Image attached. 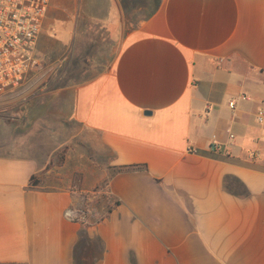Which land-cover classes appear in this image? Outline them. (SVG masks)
Wrapping results in <instances>:
<instances>
[{
	"label": "crops",
	"instance_id": "crops-1",
	"mask_svg": "<svg viewBox=\"0 0 264 264\" xmlns=\"http://www.w3.org/2000/svg\"><path fill=\"white\" fill-rule=\"evenodd\" d=\"M140 1L51 0L31 88L119 204L93 223L71 185L42 187L67 141L31 154L46 104L24 100L0 116V264H264V0H156L132 19ZM72 35L93 51L77 67L54 58Z\"/></svg>",
	"mask_w": 264,
	"mask_h": 264
},
{
	"label": "rangeland",
	"instance_id": "rangeland-1",
	"mask_svg": "<svg viewBox=\"0 0 264 264\" xmlns=\"http://www.w3.org/2000/svg\"><path fill=\"white\" fill-rule=\"evenodd\" d=\"M156 0H141L139 5L135 7L131 18H136L139 14H143L146 9L152 8ZM147 6V7H146ZM74 30V28H72ZM77 33H80V28H77ZM71 37L70 44L64 48L63 53L54 55L57 61L66 58V63L71 65H79L82 58L91 54L93 51L87 45V40H83L80 43V37L73 39ZM67 51L65 52V50ZM41 69L37 76L29 80L30 83L36 84L39 80V75L43 73ZM30 84L28 90L12 97L7 103L0 102V116L3 115H15L24 100H30V106L32 108H40L42 102L46 104V111L44 114L39 115L37 112L30 115V136L28 138V144L30 145L31 154L41 156L42 154H50L52 151L60 146V143L67 141L65 147H62L59 151L52 154L50 168L53 170L50 174L45 175L42 178V187L46 190L63 189L68 185H71V189L78 192L83 207L86 208V199L92 203L90 212L87 213L89 218L94 221L95 215L99 214L103 208H106L111 202L105 196L107 194L108 181L111 178L112 171L107 172V176L99 181V178L104 174L107 167L105 162L97 161L91 155L87 154L85 143L82 138L70 135L67 127L62 125L65 120L60 121L58 118V103L57 99H48V97L36 95L42 93V88L34 90ZM20 121L15 120L14 124L18 125ZM15 125V126H16ZM45 127V128H44ZM46 129V130H43ZM43 130V131H41ZM58 167L57 171L54 169ZM83 189H88L89 192H81ZM106 198V199H105Z\"/></svg>",
	"mask_w": 264,
	"mask_h": 264
},
{
	"label": "built area",
	"instance_id": "built-area-1",
	"mask_svg": "<svg viewBox=\"0 0 264 264\" xmlns=\"http://www.w3.org/2000/svg\"><path fill=\"white\" fill-rule=\"evenodd\" d=\"M51 0H0V101L12 100L14 95L24 93L41 70L36 56L38 40ZM234 110L235 101L230 102ZM264 125V112L257 116ZM215 152L222 151L220 145H213ZM253 158L259 151L251 153ZM69 218L80 219L82 213L69 210Z\"/></svg>",
	"mask_w": 264,
	"mask_h": 264
},
{
	"label": "trees",
	"instance_id": "trees-1",
	"mask_svg": "<svg viewBox=\"0 0 264 264\" xmlns=\"http://www.w3.org/2000/svg\"><path fill=\"white\" fill-rule=\"evenodd\" d=\"M127 169H129V167H120V168L118 169V172H123V171H125V170H127ZM32 183H33V185H37V184H38V182L35 181L34 178H33ZM105 197L107 198V196H105ZM106 198H105V199H106ZM118 204H119L118 202L111 201V202L109 203V205H108L106 208H103V209L101 210V212H99V214H96V215H95V220L92 221V222H93V223H98V222H101L102 220H104L106 217H108V216L112 213L113 209H114L116 206H118ZM91 205H92V203H90V202L88 201V199H86V208L84 209V213L86 214L85 217H88V214H87V213H89L90 211L87 210V209L92 208Z\"/></svg>",
	"mask_w": 264,
	"mask_h": 264
}]
</instances>
